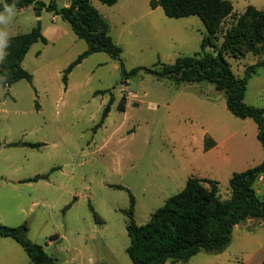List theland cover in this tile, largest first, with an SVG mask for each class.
<instances>
[{"label": "rangeland", "instance_id": "obj_1", "mask_svg": "<svg viewBox=\"0 0 264 264\" xmlns=\"http://www.w3.org/2000/svg\"><path fill=\"white\" fill-rule=\"evenodd\" d=\"M42 1L64 6L71 0ZM150 1L91 0L122 52L120 58L103 50L91 53L69 72L67 83L64 70L87 48L67 21L45 8L37 16L29 4L15 6L12 20L0 24L9 40L40 20L48 39L33 43L23 59L32 82L0 85V223H25L28 239L42 244L56 264H134L126 250L130 193L134 218L144 224L189 177L217 180L226 199L233 173L264 160L257 123L235 116L223 90L143 69L129 74L134 67L153 68L196 53L207 32L197 15L170 17ZM231 2L232 13L205 47L209 52L248 5L264 10V0ZM5 51L6 44L0 63ZM225 57L243 77L247 66L264 59V39L257 54ZM244 100L264 107V66L249 76ZM208 139L212 144L206 145ZM255 188L264 198V173ZM262 261L264 218L248 217L234 226L222 251L202 249L183 264ZM0 264L34 263L15 239L1 237Z\"/></svg>", "mask_w": 264, "mask_h": 264}, {"label": "trees", "instance_id": "obj_2", "mask_svg": "<svg viewBox=\"0 0 264 264\" xmlns=\"http://www.w3.org/2000/svg\"><path fill=\"white\" fill-rule=\"evenodd\" d=\"M108 5L117 0H100ZM24 7L33 4L36 15L43 8L53 11L67 21L75 34L87 43L81 52L64 70L63 81L67 83L69 72L91 53L103 50L114 58H120L122 48L109 33V23L101 15L91 0H71L68 5L58 6L54 1L48 4L42 0H1L0 11L4 4ZM152 8L161 6L167 16L184 17L197 15L206 28L200 50L192 55L178 56L172 63H157V67H134L129 74L143 69L175 82H209L218 91L226 94L228 109L237 117H251L258 127L257 136L264 151V107L247 104L244 100L249 76L264 66V59L246 67L245 76H237L225 57L226 52L240 55L243 52L257 54L264 39V10L250 4L227 29L223 42L209 52L206 45L219 32L225 17L233 11L231 0H151ZM37 41L47 42L40 20L29 31L18 33L9 38L6 51L0 63V85L9 86L20 79L32 82V73L22 64L31 45ZM108 103L104 115L109 111ZM123 96L119 109L125 108ZM212 144L210 139L206 145ZM39 146L42 143H28ZM264 173V160L230 178V196L222 199L219 182L211 178L189 177L185 186L169 196L156 208L149 220L138 224L134 218V195L130 193V205L126 209V225L130 242L127 253L134 264H164L186 262L202 249L220 252L231 241L233 228L248 217L264 218V198L256 188L255 182ZM37 175L35 178H45ZM12 237L26 250L34 264H56L55 259L42 244L32 242L27 237L25 223L9 226L0 223V238ZM264 264V261L261 262Z\"/></svg>", "mask_w": 264, "mask_h": 264}, {"label": "clouds", "instance_id": "obj_3", "mask_svg": "<svg viewBox=\"0 0 264 264\" xmlns=\"http://www.w3.org/2000/svg\"><path fill=\"white\" fill-rule=\"evenodd\" d=\"M15 4L8 5L4 4V11L0 12V24L7 25L15 15ZM7 37V40H5ZM8 43V33L6 31L0 30V52H2L5 44Z\"/></svg>", "mask_w": 264, "mask_h": 264}, {"label": "water", "instance_id": "obj_4", "mask_svg": "<svg viewBox=\"0 0 264 264\" xmlns=\"http://www.w3.org/2000/svg\"><path fill=\"white\" fill-rule=\"evenodd\" d=\"M175 264H183L181 261H179V262H176Z\"/></svg>", "mask_w": 264, "mask_h": 264}, {"label": "crops", "instance_id": "obj_5", "mask_svg": "<svg viewBox=\"0 0 264 264\" xmlns=\"http://www.w3.org/2000/svg\"><path fill=\"white\" fill-rule=\"evenodd\" d=\"M171 262V261H170ZM166 263V262H165Z\"/></svg>", "mask_w": 264, "mask_h": 264}]
</instances>
